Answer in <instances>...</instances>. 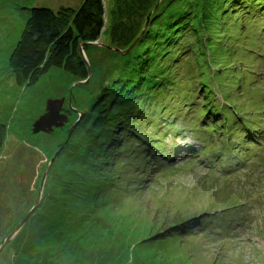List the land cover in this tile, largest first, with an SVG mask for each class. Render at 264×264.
<instances>
[{"label":"rangeland","instance_id":"1","mask_svg":"<svg viewBox=\"0 0 264 264\" xmlns=\"http://www.w3.org/2000/svg\"><path fill=\"white\" fill-rule=\"evenodd\" d=\"M81 2L0 0V239L32 210L0 264H264V6L143 0L87 81L15 83L31 7ZM48 99L65 130L32 133Z\"/></svg>","mask_w":264,"mask_h":264},{"label":"trees","instance_id":"2","mask_svg":"<svg viewBox=\"0 0 264 264\" xmlns=\"http://www.w3.org/2000/svg\"><path fill=\"white\" fill-rule=\"evenodd\" d=\"M113 1H116L113 13L116 18L108 30L103 29V26L108 27L105 20L110 13L112 15V6L108 10L104 0H82L76 9L70 6L58 9L44 5L31 7L30 15L12 53L11 66L15 83L32 86L51 67L60 68L77 80H84L88 76V70L80 55L79 45L95 41L105 33L112 46L126 44L127 36L133 29L129 25L128 28L123 25L124 18L132 21L134 17L140 16V10L146 6L143 0H131L129 3H125V0ZM263 1L257 0L256 5L264 6ZM261 12H264V8ZM119 31L123 35L118 38ZM65 127L64 122L61 126L52 127L51 132L64 131ZM1 146L0 134V148ZM5 236L0 239V243Z\"/></svg>","mask_w":264,"mask_h":264},{"label":"water","instance_id":"3","mask_svg":"<svg viewBox=\"0 0 264 264\" xmlns=\"http://www.w3.org/2000/svg\"><path fill=\"white\" fill-rule=\"evenodd\" d=\"M96 41H89V42H83L79 45L81 51H82V46L85 44H90V45H95ZM114 50H118L119 48L117 47H113ZM87 66V70H88V76L84 79V81H87L90 76H91V70L90 67L88 65V63H85ZM62 103V99L60 100H54V99H48L46 102V108H45V113L41 116H39L38 119H36L33 124H32V128L31 131L32 133H37V132H45V133H49L52 130V127H57V126H61L67 119L66 116H64L63 114H61L60 111V105ZM45 175V173H44ZM41 178L40 184H39V192L38 195L40 193V190L42 188L43 185V181H44V176ZM32 210H30L25 216L24 218L18 223L17 226H15V228L2 240V242L0 243V250L3 248V246L6 244V242L8 241V239L15 233V231H17V229L23 225L25 223V221L27 220V218L29 217L30 213Z\"/></svg>","mask_w":264,"mask_h":264}]
</instances>
